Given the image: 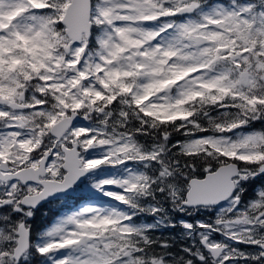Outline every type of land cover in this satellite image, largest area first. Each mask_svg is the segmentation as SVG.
I'll use <instances>...</instances> for the list:
<instances>
[{
  "label": "snow or ice",
  "instance_id": "snow-or-ice-1",
  "mask_svg": "<svg viewBox=\"0 0 264 264\" xmlns=\"http://www.w3.org/2000/svg\"><path fill=\"white\" fill-rule=\"evenodd\" d=\"M259 177L264 0H0V264H176L132 223L157 191L228 204L179 264H264Z\"/></svg>",
  "mask_w": 264,
  "mask_h": 264
},
{
  "label": "rangeland",
  "instance_id": "rangeland-1",
  "mask_svg": "<svg viewBox=\"0 0 264 264\" xmlns=\"http://www.w3.org/2000/svg\"><path fill=\"white\" fill-rule=\"evenodd\" d=\"M132 169L133 171H141L143 170L142 164H132L129 163L127 166H122L121 168H101L97 170L96 178L103 179L106 177H126L130 173L124 170V168ZM252 183V182H251ZM250 183V184H251ZM262 186H264V180L262 179ZM248 187V186H247ZM95 190L93 189V192ZM86 193L81 192L80 189L76 190L75 197H68L65 199H59L58 201L54 202L50 205L53 212L56 214L63 210L67 206L78 204L81 201V198L85 196ZM104 200L108 201V197H103ZM111 203H115V201H111ZM148 206H155L162 209V211L158 214H151L150 212H135V216L133 218L132 223L137 227H146L150 226L154 223H160L166 225V223L178 224L183 227V230L186 234L198 239L201 241V237L207 233L204 230L198 227L199 223H213L217 218L218 213L220 212L221 208L227 207V202L222 204L216 208H200L198 210H188V211H181L175 207L173 202L170 198L166 196L165 193L156 192L154 197L148 198ZM55 214V215H56ZM139 220H137L138 217ZM151 217L152 220L156 221H149L145 222L146 220L144 217ZM177 217V218H175ZM190 217V219H188ZM185 224H192L193 228L188 229L184 227ZM212 239L214 240H224V237L219 233H212ZM238 247L245 248L250 247L246 245H237Z\"/></svg>",
  "mask_w": 264,
  "mask_h": 264
},
{
  "label": "trees",
  "instance_id": "trees-1",
  "mask_svg": "<svg viewBox=\"0 0 264 264\" xmlns=\"http://www.w3.org/2000/svg\"><path fill=\"white\" fill-rule=\"evenodd\" d=\"M175 139H181V137H175ZM175 139L173 142H175ZM143 143H151V139L141 138ZM196 175L202 176V171L196 173ZM55 212L49 210L47 214L37 212V215L34 217L35 225L39 226L45 221L49 220L55 216ZM135 214V213H134ZM135 216V215H134ZM138 217V215L136 216ZM177 218V217H175ZM145 222L156 221L152 220L151 217H144ZM190 219V217H188ZM139 220V217L137 218ZM143 229L148 230V235L157 242H167L169 247L167 249L161 250L159 244L155 245L157 251H165L171 253V256L167 257L169 260H175L176 264H179V260L184 257L186 250L189 247L195 245L197 248L201 247L200 241L188 234L183 230V227L178 224L166 223V225L160 223H154L150 226L142 227Z\"/></svg>",
  "mask_w": 264,
  "mask_h": 264
},
{
  "label": "flooded vegetation",
  "instance_id": "flooded-vegetation-1",
  "mask_svg": "<svg viewBox=\"0 0 264 264\" xmlns=\"http://www.w3.org/2000/svg\"><path fill=\"white\" fill-rule=\"evenodd\" d=\"M262 179L264 180V177L257 178L255 181H252V183L247 187V191L245 192V203H247V201L255 195V191L258 190L262 186ZM65 198H68V197L64 196L61 199H65ZM58 200L59 199L53 200L51 203H45L42 207L39 208L37 212L47 214V211L49 210L52 211L50 205ZM200 244H201V241H200Z\"/></svg>",
  "mask_w": 264,
  "mask_h": 264
},
{
  "label": "water",
  "instance_id": "water-1",
  "mask_svg": "<svg viewBox=\"0 0 264 264\" xmlns=\"http://www.w3.org/2000/svg\"><path fill=\"white\" fill-rule=\"evenodd\" d=\"M72 195H74V192H71L70 194H68L67 196H72ZM223 202H221V204H222ZM220 204H218V205H216V206H219ZM215 207V206H214Z\"/></svg>",
  "mask_w": 264,
  "mask_h": 264
}]
</instances>
